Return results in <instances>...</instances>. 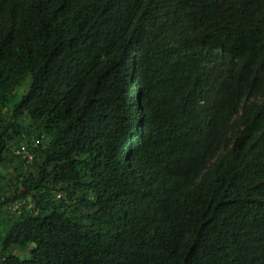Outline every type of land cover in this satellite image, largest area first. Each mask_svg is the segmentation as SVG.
Here are the masks:
<instances>
[{"label":"trees","instance_id":"obj_1","mask_svg":"<svg viewBox=\"0 0 264 264\" xmlns=\"http://www.w3.org/2000/svg\"><path fill=\"white\" fill-rule=\"evenodd\" d=\"M262 76L264 0H0V264H264Z\"/></svg>","mask_w":264,"mask_h":264},{"label":"clouds","instance_id":"obj_2","mask_svg":"<svg viewBox=\"0 0 264 264\" xmlns=\"http://www.w3.org/2000/svg\"><path fill=\"white\" fill-rule=\"evenodd\" d=\"M249 104H255L257 105V117L256 120L260 124L262 121H264V77L262 76L260 80H258L257 88L255 97L244 100L239 108L237 113L233 116L232 120L239 121V118L243 116L244 110ZM260 118V119H259ZM263 119V120H262Z\"/></svg>","mask_w":264,"mask_h":264},{"label":"rangeland","instance_id":"obj_3","mask_svg":"<svg viewBox=\"0 0 264 264\" xmlns=\"http://www.w3.org/2000/svg\"><path fill=\"white\" fill-rule=\"evenodd\" d=\"M31 249H32V246H30L27 250H25L23 253V255L22 256H24L25 258H30V251H31Z\"/></svg>","mask_w":264,"mask_h":264},{"label":"built area","instance_id":"obj_4","mask_svg":"<svg viewBox=\"0 0 264 264\" xmlns=\"http://www.w3.org/2000/svg\"><path fill=\"white\" fill-rule=\"evenodd\" d=\"M30 159H31V158H30ZM22 206H23L22 203H18V204H16L13 208H10V210H11V211H15V210H17V209H21Z\"/></svg>","mask_w":264,"mask_h":264}]
</instances>
